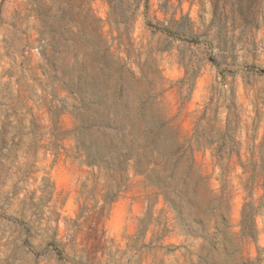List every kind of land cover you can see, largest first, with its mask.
<instances>
[{"label":"rangeland","instance_id":"374dc122","mask_svg":"<svg viewBox=\"0 0 264 264\" xmlns=\"http://www.w3.org/2000/svg\"><path fill=\"white\" fill-rule=\"evenodd\" d=\"M107 58L126 64L127 123L189 147L146 236L163 180L131 170L101 213L56 138ZM0 264H264V0H0Z\"/></svg>","mask_w":264,"mask_h":264},{"label":"trees","instance_id":"16d2710c","mask_svg":"<svg viewBox=\"0 0 264 264\" xmlns=\"http://www.w3.org/2000/svg\"><path fill=\"white\" fill-rule=\"evenodd\" d=\"M252 10L253 7L249 4L247 11ZM110 49L107 50L109 54ZM125 68L126 64L113 67L107 58L99 68L98 74L102 78L99 86L90 81L87 73L78 75L72 92L78 103L74 114L81 123L73 131H59L56 138L64 140L73 137L76 140L75 157L93 168L95 190L101 186L99 195L104 201L101 213L128 188L131 170L144 176L156 174L158 179L163 180H152L148 184L155 189L153 194L156 199L148 196L149 220L140 229L146 236L153 222V208L158 203L160 194H164L172 204L174 199L181 197V192L177 187H171V182L178 174L189 147L176 140H173L174 143L162 127L138 129L127 123L130 114L121 106L127 89ZM128 69L134 75L131 67ZM95 106L101 110H95ZM190 149L192 152V147ZM188 172L185 171L181 177L185 178ZM101 177L104 178L102 184ZM162 231L166 232V226Z\"/></svg>","mask_w":264,"mask_h":264}]
</instances>
